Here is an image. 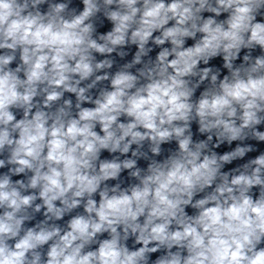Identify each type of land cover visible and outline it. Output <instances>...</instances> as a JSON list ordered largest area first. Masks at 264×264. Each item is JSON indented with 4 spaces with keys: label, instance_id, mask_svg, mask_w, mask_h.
<instances>
[{
    "label": "clouds",
    "instance_id": "1",
    "mask_svg": "<svg viewBox=\"0 0 264 264\" xmlns=\"http://www.w3.org/2000/svg\"><path fill=\"white\" fill-rule=\"evenodd\" d=\"M0 264H264V0H0Z\"/></svg>",
    "mask_w": 264,
    "mask_h": 264
}]
</instances>
